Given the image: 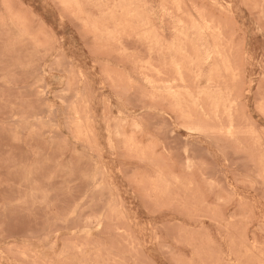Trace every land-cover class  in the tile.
<instances>
[{"label": "rangeland", "instance_id": "obj_1", "mask_svg": "<svg viewBox=\"0 0 264 264\" xmlns=\"http://www.w3.org/2000/svg\"><path fill=\"white\" fill-rule=\"evenodd\" d=\"M0 264H264V0H0Z\"/></svg>", "mask_w": 264, "mask_h": 264}, {"label": "bare ground", "instance_id": "obj_2", "mask_svg": "<svg viewBox=\"0 0 264 264\" xmlns=\"http://www.w3.org/2000/svg\"><path fill=\"white\" fill-rule=\"evenodd\" d=\"M143 24H144V23H143ZM143 24H142V25H143ZM183 30H184V29H183ZM203 30H204V29H203ZM203 32H204V31H203ZM203 49H204V48H203ZM207 53H209V51H208ZM209 54H210V53H209ZM213 55H215V53H214ZM219 55H220V54H219ZM206 58H207V57H206ZM210 58H211V57H210ZM214 58H215V57H214ZM216 58H217V57H216ZM209 60H210V59H209ZM209 60H208V61H209ZM210 61H211V60H210ZM210 61H209V62H210ZM222 62H223V61H222ZM191 64H192V63H191ZM214 66H215V63H214ZM178 67H179V65H178ZM229 69H230V67H229ZM181 71H183V70H181ZM181 71H179V72H181ZM227 71H229V70H227ZM186 74H187V73H186ZM210 74H211V73H210ZM211 77H213V76H211ZM201 78H202V77H201ZM212 80H213V79H212ZM210 82H211V81H210ZM210 84H212V83H210ZM213 84H214V82H213ZM204 90H207V89H204ZM209 92H210V91H209ZM204 94H205V93H204ZM209 94H210V93H209ZM207 95H208V94H207ZM177 96H178V95H177ZM213 100H214V99H213ZM217 100H218V99H217ZM217 102H218V101H217ZM217 102H216V103H217ZM221 102H222V101H221ZM105 152H106V151H105Z\"/></svg>", "mask_w": 264, "mask_h": 264}]
</instances>
